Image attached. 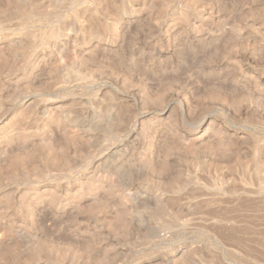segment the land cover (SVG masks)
Segmentation results:
<instances>
[{
  "label": "rangeland",
  "instance_id": "374dc122",
  "mask_svg": "<svg viewBox=\"0 0 264 264\" xmlns=\"http://www.w3.org/2000/svg\"><path fill=\"white\" fill-rule=\"evenodd\" d=\"M0 264H264V0H0Z\"/></svg>",
  "mask_w": 264,
  "mask_h": 264
}]
</instances>
